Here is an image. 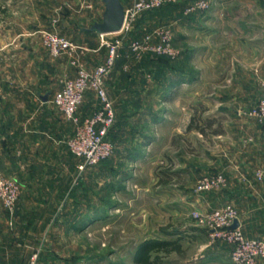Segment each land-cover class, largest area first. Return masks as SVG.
I'll return each instance as SVG.
<instances>
[{"label": "rangeland", "instance_id": "374dc122", "mask_svg": "<svg viewBox=\"0 0 264 264\" xmlns=\"http://www.w3.org/2000/svg\"><path fill=\"white\" fill-rule=\"evenodd\" d=\"M191 1L176 0L168 3L174 9L167 6L151 13L147 29L135 26L130 33L94 32L95 40H89L96 49L98 37L103 42L123 38L115 63H126L122 71L134 73L136 86L123 112L116 111L118 105L108 93L115 124L121 122L120 127H112L113 137L108 136L114 146L111 157L81 171V159L72 155L78 160L72 185L86 196L87 220L81 225L67 224L70 237L66 235L57 244L64 252L62 257L69 260L67 264H138L136 253L153 240H177L181 245L180 252H161L160 264H234L228 245L214 240L210 227L197 217L224 206L211 204V197L222 191L199 193L196 185L201 175L222 172L217 166L226 157L229 138L241 131L236 117L243 118L247 113L234 117L209 111L207 84L200 87L190 82L193 74L207 71V61L202 60L207 57V45L199 46L201 56L193 62L194 52L199 51L193 50L198 43L192 34L191 18L214 7L210 0V9L185 15L184 6ZM235 3L236 7L242 5ZM76 7H81L79 0H0V93L7 89L0 101L10 105L30 103L32 93L54 94L81 67L93 69L101 60L103 53L89 50L87 44L77 47L78 57L73 63L66 55L53 57L44 45V32L48 30L77 43V36L70 38L68 31L71 22L80 25L78 16L73 19L70 15H77L73 11ZM94 24L89 20L85 26L91 28ZM166 27L172 30L179 57L163 62L166 66L157 81L151 76L150 65L157 62L158 56L150 51L134 52L129 43L145 34L154 36L155 31ZM91 99L95 110L90 116L102 105L95 93ZM128 103L131 109H127Z\"/></svg>", "mask_w": 264, "mask_h": 264}, {"label": "crops", "instance_id": "0c3cea01", "mask_svg": "<svg viewBox=\"0 0 264 264\" xmlns=\"http://www.w3.org/2000/svg\"><path fill=\"white\" fill-rule=\"evenodd\" d=\"M120 1L124 9L133 3V0ZM211 1L213 8L191 18L192 34L198 43L193 50L199 51V46L207 45V57L202 59L207 61V71L193 74L190 82L200 87L207 84L209 111L240 116L255 107L262 97L264 0ZM235 1L242 5L234 6ZM79 4L81 7L73 10L77 15L70 14L73 19L78 16L81 20L77 26L71 22L68 29L70 36L78 37L75 38L77 43L69 39L75 47L72 55H66L71 63L77 61V47L89 46V40H95V33L87 31L86 23L89 20L102 22L105 11L104 0H79ZM147 18L151 20L144 15V29H147ZM182 24H186L184 19ZM97 40L100 43L96 49L90 45L89 50L103 55L93 68L108 56L104 42L100 37ZM199 54L200 51L194 52L193 62L201 56ZM125 64L116 60L106 80V89L118 105V112L126 110L124 104L135 93L134 73L122 71ZM151 76L155 78L154 74ZM1 90L4 93L0 96L5 97L7 89ZM147 92L152 93L153 89ZM55 93H32L30 103L22 101L10 105L0 101V168L20 183L21 190L13 212L0 203V264H30L35 253L39 258L37 264L69 263L57 244L65 240L66 235L70 237L67 224L81 225L87 220L86 196L72 185L78 160L72 158L67 146L76 125L53 103ZM92 95L93 92L87 93L78 111L80 120L95 110ZM132 107L129 104L127 109ZM236 118L240 134L233 133L229 138L226 157L217 166L225 175L227 185L217 196L211 197V204L236 207L238 222L246 237L264 240V181L256 176L258 170L264 171V166L260 167L264 160V125L247 114ZM117 123L120 127L121 122ZM110 136L112 138L113 134ZM259 264H264V260Z\"/></svg>", "mask_w": 264, "mask_h": 264}, {"label": "built area", "instance_id": "2783aa9c", "mask_svg": "<svg viewBox=\"0 0 264 264\" xmlns=\"http://www.w3.org/2000/svg\"><path fill=\"white\" fill-rule=\"evenodd\" d=\"M173 2L176 0H133L132 5L125 8V18L120 33L133 32L137 20L144 13L160 9ZM210 8V0H193L186 6L184 13L193 15ZM154 37L157 38L156 41ZM123 42L121 37L112 42L105 41L104 45L108 49L106 60L93 69L81 67L76 76L68 79L54 95L53 103L67 120L76 125L73 135L67 141V146L73 155L81 159L78 166L81 171L101 164L113 154L114 146L108 136L115 124L116 114L105 85ZM44 45L53 57L70 56L75 50L70 40L52 30L44 32ZM129 48L134 52L150 51L171 60L179 57L172 30L167 27L155 31L154 36L145 34L142 38L131 41ZM88 92L95 93L102 105L92 116L80 120L78 110ZM247 116L264 125V85L262 97ZM256 176L259 181H264L262 169L257 171ZM226 185L227 179L224 174L206 173L198 179L196 190L199 193H214L222 191ZM20 193V183L0 168V203L8 211L13 212ZM197 217L201 223H206L210 227V236L214 240L224 242L231 248L230 257L234 264H259L264 260V240L246 237L242 227L237 223V212L233 205L227 204L214 209L208 215L198 214ZM38 259V254L35 253L30 264H37Z\"/></svg>", "mask_w": 264, "mask_h": 264}, {"label": "trees", "instance_id": "16d2710c", "mask_svg": "<svg viewBox=\"0 0 264 264\" xmlns=\"http://www.w3.org/2000/svg\"><path fill=\"white\" fill-rule=\"evenodd\" d=\"M189 3H187L184 6V10H185L186 6ZM167 6L169 8H171V9H174L172 4H168L166 6H163L160 9H163V8H165ZM157 11H159V9L153 10V11H149V12H146L145 14H143V16H141L137 20L136 27H139V26L141 27L143 25L144 15L147 14V16L151 17V13H157ZM164 12H167V10L164 11ZM170 60L171 59L168 58V57L158 56L156 58L157 62H155L152 65H150V68H151L150 70H151L152 74H154V77L157 79V81L159 79L158 77L160 76L159 73L161 72V70H163L165 68L164 66H166V64L163 63V62L164 61H168L169 62ZM158 69H160L159 72H157ZM118 125L119 124L116 123L115 127H118ZM190 128H192V126L189 125V129ZM113 131H114L113 129L110 130L109 136H110V133H112ZM180 251H181V245L178 243L177 240H175V241H172V240H153V241H148L147 243L142 245L141 248L139 249V251L136 253L135 262L138 263V264H160L159 262L161 260V256L159 254L161 252H163L165 255H168V254H171L173 252L177 253V252H180Z\"/></svg>", "mask_w": 264, "mask_h": 264}, {"label": "water", "instance_id": "95a60500", "mask_svg": "<svg viewBox=\"0 0 264 264\" xmlns=\"http://www.w3.org/2000/svg\"><path fill=\"white\" fill-rule=\"evenodd\" d=\"M104 3L102 22L95 23L87 31L102 35L120 32L125 18L124 6L120 0H104Z\"/></svg>", "mask_w": 264, "mask_h": 264}]
</instances>
